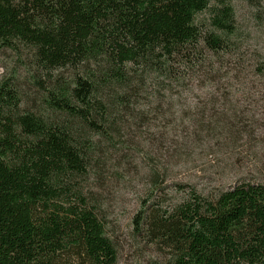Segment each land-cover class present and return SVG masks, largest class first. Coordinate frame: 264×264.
<instances>
[{
  "label": "trees",
  "instance_id": "obj_1",
  "mask_svg": "<svg viewBox=\"0 0 264 264\" xmlns=\"http://www.w3.org/2000/svg\"><path fill=\"white\" fill-rule=\"evenodd\" d=\"M242 1L261 21L264 0ZM248 42L233 0H0V49L26 74L0 78V264H117L96 189L143 142L165 148L151 128L177 102L190 110L195 83L209 89L185 114L199 131L257 134L236 104L219 107L264 86ZM152 167L134 225L164 253L147 264H264V176L158 201Z\"/></svg>",
  "mask_w": 264,
  "mask_h": 264
},
{
  "label": "rangeland",
  "instance_id": "obj_2",
  "mask_svg": "<svg viewBox=\"0 0 264 264\" xmlns=\"http://www.w3.org/2000/svg\"><path fill=\"white\" fill-rule=\"evenodd\" d=\"M233 3L239 25L247 35L249 49L264 53V7L262 20L258 21L254 9L246 2L233 0ZM24 65V58L17 53L0 49V78L19 71L23 79L26 76ZM196 84L184 103L190 110L177 102L173 104L172 115L160 124L162 130L156 129L159 125L156 123L151 128L160 133L157 137L165 142L162 146L165 148L156 151L143 142L136 153V161L128 166L127 172L116 176L118 180L113 179L108 189H96L103 198L108 234L117 248V264H147L163 257L164 250L143 238L134 225L141 200L155 192L152 165H157L155 169L159 172L158 201L175 200L182 195L183 186L213 190L233 186L239 180L258 181L264 176V86L248 85L246 90H240L241 93L236 92L239 100L224 102L227 105L220 103L219 107L224 109L236 104L244 118H253L259 123L254 136L236 135L234 138L217 132L202 133L185 115L207 103L204 97L208 87Z\"/></svg>",
  "mask_w": 264,
  "mask_h": 264
}]
</instances>
